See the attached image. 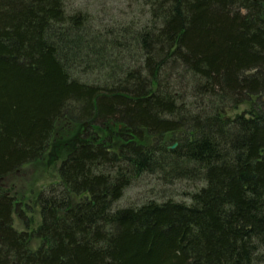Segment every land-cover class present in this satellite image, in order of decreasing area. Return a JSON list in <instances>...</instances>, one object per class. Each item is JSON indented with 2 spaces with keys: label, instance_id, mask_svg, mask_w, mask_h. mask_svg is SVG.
I'll return each instance as SVG.
<instances>
[{
  "label": "trees",
  "instance_id": "1",
  "mask_svg": "<svg viewBox=\"0 0 264 264\" xmlns=\"http://www.w3.org/2000/svg\"><path fill=\"white\" fill-rule=\"evenodd\" d=\"M74 2L0 0V183L67 137L0 264H264V0ZM145 177L185 190L117 206Z\"/></svg>",
  "mask_w": 264,
  "mask_h": 264
},
{
  "label": "rangeland",
  "instance_id": "2",
  "mask_svg": "<svg viewBox=\"0 0 264 264\" xmlns=\"http://www.w3.org/2000/svg\"><path fill=\"white\" fill-rule=\"evenodd\" d=\"M123 1L75 0L73 4L75 6L81 5L82 8L88 9L101 17L114 19L115 14L119 10H122ZM246 109V106H241L236 112L245 113ZM66 138V136L61 137L57 135L56 139L51 140L47 150L38 161L23 166L17 172V175L11 176L0 183L2 192L9 193L15 200L13 204L14 210L11 216L12 226L18 232L26 233L28 236L27 245L29 250H35L43 243L42 240L32 236V232L39 222L38 209L34 201L37 194L43 188L59 182L57 170L62 152L53 149V147L57 144L62 145V142H65ZM172 145L167 143L168 147ZM57 154L59 159H53ZM150 190H153L155 195ZM182 190H185L184 184L176 182L164 184L163 182L156 181L152 177H145L125 190L123 196L117 202V206L136 204L149 199V197L160 198L162 194L164 197L171 196L170 194H174L175 196ZM72 199L75 203L82 199V196H74Z\"/></svg>",
  "mask_w": 264,
  "mask_h": 264
},
{
  "label": "water",
  "instance_id": "3",
  "mask_svg": "<svg viewBox=\"0 0 264 264\" xmlns=\"http://www.w3.org/2000/svg\"><path fill=\"white\" fill-rule=\"evenodd\" d=\"M176 144H173L170 148H174Z\"/></svg>",
  "mask_w": 264,
  "mask_h": 264
}]
</instances>
